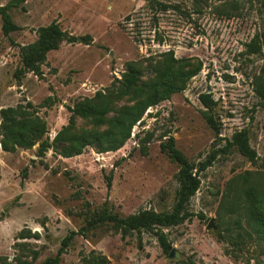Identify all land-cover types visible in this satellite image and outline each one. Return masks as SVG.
I'll use <instances>...</instances> for the list:
<instances>
[{
  "label": "rangeland",
  "instance_id": "1",
  "mask_svg": "<svg viewBox=\"0 0 264 264\" xmlns=\"http://www.w3.org/2000/svg\"><path fill=\"white\" fill-rule=\"evenodd\" d=\"M155 1L165 7L151 0H26L9 11L18 29L8 35L0 18V109L29 102L45 121L49 141L68 123L69 108L121 78L128 62L156 65L171 50L177 59L201 64L182 92L148 108L115 152L88 148L64 158L51 149L37 156L39 143L12 153L0 148V264H42L70 232L76 234L59 264H264V243L244 221L240 228L243 209L234 208L243 205L249 186L259 189L264 207V105L253 84L264 67V46L253 45L264 35V0ZM52 21L76 40L48 52L41 76L17 78L20 47ZM200 94H208V108ZM202 110L211 113L218 133ZM74 123L90 127L78 117ZM240 130L256 161L236 148L218 151L199 174L181 223L125 237L110 222L87 226L104 208L121 217L172 210L179 166L160 148L166 138L196 166ZM21 230L27 238H17Z\"/></svg>",
  "mask_w": 264,
  "mask_h": 264
},
{
  "label": "trees",
  "instance_id": "2",
  "mask_svg": "<svg viewBox=\"0 0 264 264\" xmlns=\"http://www.w3.org/2000/svg\"><path fill=\"white\" fill-rule=\"evenodd\" d=\"M26 0H9L0 6V18L2 20V32L8 35L18 29L13 23L9 11L12 8L23 7ZM161 7L164 4L151 0ZM84 39V38H83ZM74 42L75 37L67 35L56 21L37 30V38L33 43L20 47L21 67L15 72L19 78L27 72L37 76L42 75L41 65L46 61V56L51 50L57 49L61 41ZM256 49L264 46V35L261 44L253 41ZM142 65L139 61L128 62L121 78L114 81L104 90H99L91 97H86L69 108L70 119L53 137L51 141L47 137L45 121L37 115L32 105H16L0 109V148L5 152H14L16 148L28 149L39 143L37 156L45 155L48 150L69 158L82 154L88 148H93L97 153L115 152L119 150L130 138L132 128L141 121L148 108L168 100L173 94L182 92L187 82L201 70V64H189L187 60L177 59L173 52L166 51L162 59L156 62ZM254 91L264 105V67L261 73L254 79ZM201 102L206 108L210 105L208 94H200ZM119 101L127 104L115 107ZM202 116L208 125L217 132L216 123L208 110H202ZM74 117L86 120L90 127L76 128ZM218 133V132H217ZM160 148L178 164L176 175L179 188L175 195V203L170 212L158 213L154 211H141L121 217L105 208L94 212L87 220V226L91 227L100 223L110 222L114 229L125 237L133 232L151 231L156 228H164L181 223L188 216L185 207L189 199L199 189V174L210 167L215 160L216 153H227L231 148L247 160L255 162L257 154L248 142L245 130L235 132L226 144L219 150L212 151L209 156L196 166L191 164L175 147L173 137L166 138L160 144ZM26 170V168L24 169ZM245 178V176H243ZM107 186H110L111 178H106ZM246 200L243 205L234 204V208L242 207L241 215L237 223L242 228L246 224L251 232L264 243V207L263 196L256 186L245 188ZM237 210L236 212H238ZM202 219V214H199ZM76 232H70L61 243L54 257H49L42 264H59L61 255L69 246ZM250 232L247 235L250 236ZM159 244L164 252L171 249L170 242L162 230H157ZM22 230L17 238H27ZM264 251V249H263ZM20 264H28L21 262Z\"/></svg>",
  "mask_w": 264,
  "mask_h": 264
},
{
  "label": "water",
  "instance_id": "3",
  "mask_svg": "<svg viewBox=\"0 0 264 264\" xmlns=\"http://www.w3.org/2000/svg\"><path fill=\"white\" fill-rule=\"evenodd\" d=\"M210 227H212V223L211 222L208 224L207 228H210Z\"/></svg>",
  "mask_w": 264,
  "mask_h": 264
}]
</instances>
